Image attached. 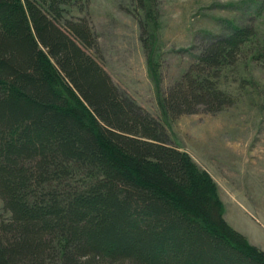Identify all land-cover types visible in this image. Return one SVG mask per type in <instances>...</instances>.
<instances>
[{"label":"trees","instance_id":"obj_1","mask_svg":"<svg viewBox=\"0 0 264 264\" xmlns=\"http://www.w3.org/2000/svg\"><path fill=\"white\" fill-rule=\"evenodd\" d=\"M135 3L158 88L157 13ZM63 15L57 0H0V264H264L224 221L212 180L113 84L87 20ZM251 36L202 45L163 115L233 106L217 82Z\"/></svg>","mask_w":264,"mask_h":264},{"label":"rangeland","instance_id":"obj_2","mask_svg":"<svg viewBox=\"0 0 264 264\" xmlns=\"http://www.w3.org/2000/svg\"><path fill=\"white\" fill-rule=\"evenodd\" d=\"M57 1L65 19L87 20L99 49L94 57L118 90L159 120L172 145L212 180L224 221L264 252V0H149L158 17V88L148 72L135 0ZM236 28L253 32L246 58L223 69L217 82L234 105L215 114L163 115L162 97L195 63L201 46Z\"/></svg>","mask_w":264,"mask_h":264}]
</instances>
